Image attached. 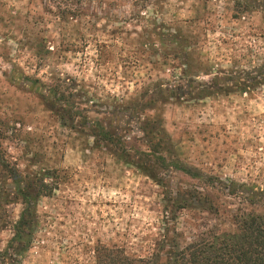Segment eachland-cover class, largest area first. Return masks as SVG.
Masks as SVG:
<instances>
[{
  "label": "rangeland",
  "instance_id": "obj_1",
  "mask_svg": "<svg viewBox=\"0 0 264 264\" xmlns=\"http://www.w3.org/2000/svg\"><path fill=\"white\" fill-rule=\"evenodd\" d=\"M236 2L0 0V253L9 250L25 186L4 164L22 181L45 171L54 187L38 203L37 230L18 264H94L104 246L149 257L163 239L165 190L62 124L42 99L62 80L85 95L76 102L92 119L156 101L142 117L163 120L174 145L168 162L178 159L212 184L264 191V81L249 85L264 77V10L241 13ZM66 10L78 15L62 16ZM158 173L195 203L175 212L181 246L235 230L233 216L249 208L168 164ZM0 264L8 261L0 256Z\"/></svg>",
  "mask_w": 264,
  "mask_h": 264
},
{
  "label": "trees",
  "instance_id": "obj_2",
  "mask_svg": "<svg viewBox=\"0 0 264 264\" xmlns=\"http://www.w3.org/2000/svg\"><path fill=\"white\" fill-rule=\"evenodd\" d=\"M241 1L243 2H236L238 12L243 13L257 8L264 10V1ZM62 13V16L67 17L78 15L76 11L71 10ZM184 74L188 72L185 71ZM263 81L264 77L254 76L249 80V85H258ZM81 95L82 93L76 92L67 81L62 80L60 85L48 91L42 99L64 126L90 137L95 149L109 153L118 162L138 170L165 190V228L163 239L156 245L155 252L149 257H132L122 248L104 246L96 249L94 264H264V191H257L239 183L223 184L220 181L218 185L212 184L207 175L188 167L180 160L174 158L168 162L166 155H173L174 145L163 120L160 117H142L147 111L155 109L156 101H134L110 107L100 113L101 118L92 119L82 115L81 104L84 101L76 102ZM125 112L129 113L125 116ZM117 114L125 116L126 120L124 122L114 120ZM2 163L3 160L0 159V164ZM165 164L169 165V172L175 170L192 180L204 182L212 189L239 198L243 205L248 206L246 211L233 216L235 230L221 232L210 230L196 241L181 246L175 228L178 219L175 212L187 206L194 207L195 203H190L186 197L175 194L172 183L166 181L168 176L166 179L160 177L158 168ZM2 167L10 172V178L15 183L25 184L18 190L17 197L23 207L19 220L13 225L9 250L0 253L8 264H18L30 248L37 230L38 203L42 197L51 196L54 187L46 182L49 174L45 171L34 173L32 178L22 181L23 177L17 169L7 164ZM196 200L201 209L207 208L218 214V209H215L210 200L206 198Z\"/></svg>",
  "mask_w": 264,
  "mask_h": 264
}]
</instances>
